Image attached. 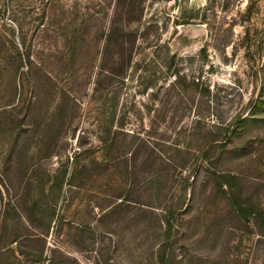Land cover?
<instances>
[{
	"label": "rangeland",
	"instance_id": "rangeland-1",
	"mask_svg": "<svg viewBox=\"0 0 264 264\" xmlns=\"http://www.w3.org/2000/svg\"><path fill=\"white\" fill-rule=\"evenodd\" d=\"M105 2L77 0L74 7L70 0H0V54L28 55L41 69L34 80L54 92L39 93L42 102L30 122H43L38 113L57 105L52 117L63 129L56 155L31 156L35 140H23L28 129L0 124V247L20 237L11 244L13 254L7 249L0 254V264L8 259L16 264L32 259L36 264H264L263 219L238 213L214 180L218 174L236 177L232 189L264 214V0H143L140 15L134 9L128 16L139 15L136 21L126 22L125 13L119 17L118 24L134 36L125 78L102 82L92 94L97 66L108 58L102 55L103 40L89 41L88 34L106 27L105 8L119 0ZM75 26L85 39L76 51L67 42ZM12 62L8 58L4 64L10 68ZM178 76L180 84L174 83ZM1 78L0 102H9L11 80L6 74ZM113 110L115 120L125 116L126 130L193 151L212 131L217 143L206 163L195 172H169L164 186L175 192L189 174L186 208L174 213L166 236L157 231L153 214L134 204L113 209L91 231L81 224L97 217L99 210L91 205L102 200L75 190L67 208L60 206L62 217L40 235L25 219L46 229V217L29 208L26 178L33 177L29 188L37 192V181L55 182L53 171L65 156L89 148L86 155H92L99 121ZM197 116L205 124L195 125ZM230 121L226 141L227 131L209 128ZM138 180L135 189L144 190ZM8 201L15 210L5 209Z\"/></svg>",
	"mask_w": 264,
	"mask_h": 264
},
{
	"label": "trees",
	"instance_id": "trees-1",
	"mask_svg": "<svg viewBox=\"0 0 264 264\" xmlns=\"http://www.w3.org/2000/svg\"><path fill=\"white\" fill-rule=\"evenodd\" d=\"M46 1L53 4L56 0ZM70 1L74 7L77 6V0ZM120 1L115 3L112 8H110L111 2L107 4L105 8L108 19L106 27L98 30L95 36L91 33L88 34L89 41L95 39L96 41L98 39L103 40L101 45L103 47L102 55L108 58L107 61L102 60L101 64L97 66V71L94 74L92 94L99 90L102 82H106L109 85L115 80H123L131 63L129 43L133 41L134 36L131 33L129 34L118 22L120 20L119 17L123 13L126 14V22L136 21L141 13L143 0H128L121 3ZM134 9L139 12V15L128 18L130 16L129 13ZM83 26L84 23L82 22L81 27ZM81 27H73L67 38L71 50L76 51L78 43L85 40L81 37ZM8 58L15 60L10 65V68L4 64ZM39 70L41 72L36 63L29 61L28 55L22 57L18 51H15L14 55L0 54V80L2 75L6 74L12 84L11 100L9 102H0V124L15 127L25 126L28 130L23 136V140L25 142L27 140H35L33 151L30 152L31 156L42 153L51 156L56 155L55 144L61 131H63L62 125L55 122L52 117L57 111V105L54 108L46 107L44 111L42 110L41 113H38L39 118L43 117V122H30L37 117L34 107L37 103L42 102L39 93L45 92L47 95L49 92L54 93L50 91L51 86L47 87L43 83H39L38 79L34 80V72L36 71L38 74ZM41 75L43 76V74ZM17 77L18 83L15 82ZM102 77L103 80H101ZM31 80L32 84L27 88ZM174 83H181L179 76L174 79ZM194 86L197 88L198 84L194 83ZM27 92L29 94L26 99ZM16 96L18 97L15 103ZM22 108H24L23 111ZM18 114L22 115L19 117ZM115 115L116 112L114 110L106 114V117L102 115V121H99L100 124L97 128V145L94 146L96 150L92 155H86L89 148L73 151L71 156H65L64 164L53 171L54 183H48L47 185L48 181H37L35 190L37 192H31L32 189L29 188V184L31 185L33 177H28L29 180L26 178L27 181L25 180L24 183L25 191L31 198L29 208L37 214H43L42 219L46 217V229L40 228V225L35 224L29 217L25 218L27 226H32L35 229L39 227V234H46L53 219L59 220L62 217V214H59L61 204L63 203L64 207L67 208L68 203L71 201L72 193L75 190H82L84 193L93 195L95 198L100 197L102 200L91 205L92 209L93 207L98 208L99 213L96 218V215L92 214L93 216H91L90 220L82 222L81 225L84 226V229L95 230L101 217L112 214L114 212L113 209L123 206V204H134L139 208L145 209V212L153 214L158 224L157 231L163 236L168 235L170 223L175 216L174 213H180L186 208L189 200L187 191L192 188V180L189 182L190 176L188 174V176L181 177L184 185L180 189L172 193L168 192L164 186L169 178V172H188V169L191 172H195L209 159L210 150L217 143V139L211 137L212 131L210 129L207 130L205 138L203 137L202 143L198 146L199 148L194 151L191 147H185L176 142L168 143L162 138H157L154 142L148 136L133 130H126L125 116L119 115L115 120ZM201 123L205 124L204 117L197 116L194 124ZM230 126L231 121L225 125L221 123L219 125L213 124L209 128L227 131L223 139L226 141L230 135L228 134ZM37 129L40 132H37ZM27 153H29V150H26L25 154ZM118 168H120L121 172H116ZM99 170L104 172H96ZM142 170L151 173L140 176L139 171ZM118 175L120 178H118ZM139 177L147 186L144 190L135 189V183L139 182ZM235 179L237 178L234 176L218 174L214 180L221 193L227 198L229 205L235 208L238 213L246 212V214L255 219L262 218L264 223L263 212L255 204L243 200L244 198L242 199L241 195L232 189L231 182ZM127 181L129 182L128 187H126ZM95 185H97L96 189L93 188ZM101 185L106 186V188H102ZM107 200L108 203L105 204ZM6 205L5 209L12 210H15V206H17L12 201H8ZM20 216L23 215H18V217ZM43 225H45V222ZM3 228L4 226L1 225L0 233ZM19 238V235L16 234L11 240H8L6 245L0 247V254H5L6 249L13 254L14 249L11 248V244ZM36 260L38 259L30 261L36 264ZM6 264L16 263L13 259H8Z\"/></svg>",
	"mask_w": 264,
	"mask_h": 264
}]
</instances>
